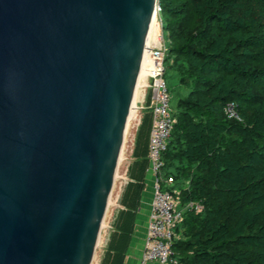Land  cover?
I'll return each mask as SVG.
<instances>
[{
	"label": "water",
	"instance_id": "water-1",
	"mask_svg": "<svg viewBox=\"0 0 264 264\" xmlns=\"http://www.w3.org/2000/svg\"><path fill=\"white\" fill-rule=\"evenodd\" d=\"M157 0H0V264H92Z\"/></svg>",
	"mask_w": 264,
	"mask_h": 264
},
{
	"label": "trees",
	"instance_id": "trees-1",
	"mask_svg": "<svg viewBox=\"0 0 264 264\" xmlns=\"http://www.w3.org/2000/svg\"><path fill=\"white\" fill-rule=\"evenodd\" d=\"M175 124L163 172L181 205L180 264H264V0H159ZM234 102L239 119L226 113ZM152 111L137 127L123 206L99 264H124L149 169Z\"/></svg>",
	"mask_w": 264,
	"mask_h": 264
},
{
	"label": "built area",
	"instance_id": "built-area-1",
	"mask_svg": "<svg viewBox=\"0 0 264 264\" xmlns=\"http://www.w3.org/2000/svg\"><path fill=\"white\" fill-rule=\"evenodd\" d=\"M161 12L162 5L157 0L154 15L157 34L152 38L149 46L145 48L141 65L143 84L142 102L139 109L149 108L152 111L149 168L155 175V192L141 264H180L173 251L175 229L187 211L200 212L203 209L202 203L195 201L181 205L175 190L162 187L163 183L171 185L174 182L172 176L164 177L163 175L165 165L163 154L168 147L175 118L166 79L167 44L163 33ZM226 113L231 118H240L234 102L227 104ZM140 122L141 118L137 125Z\"/></svg>",
	"mask_w": 264,
	"mask_h": 264
},
{
	"label": "crops",
	"instance_id": "crops-1",
	"mask_svg": "<svg viewBox=\"0 0 264 264\" xmlns=\"http://www.w3.org/2000/svg\"><path fill=\"white\" fill-rule=\"evenodd\" d=\"M136 130L134 133V139H135ZM134 139H133V144H132L131 149H130V154H127V155L124 154L125 156H123V159H122V162L124 161V163H125L124 173L120 174V175L118 174L116 176V178H118V176H119L120 178L126 179L123 182V184H121L120 189L118 190V193H117L116 201L114 203V205L118 206V208L115 212L112 211L110 213L109 209H110V206L112 205V203H111V205L109 206V209L106 213L104 224H105V226L106 225L107 226L105 227V229L110 228L109 233L107 235L108 236L107 242L109 240L110 233L113 229V222L116 218V215L118 214L119 210L123 207L120 203V197H121L124 185L129 180L127 172H128L129 164L133 160L132 154H133V148H134ZM154 192H155V175L153 174V172L149 168L147 171V175H146V187H145V190L143 192L141 206H140L138 216H137V222H136L134 237L132 239V244H131L130 250L128 252V255L126 257L124 264H141L142 254H143L145 242H146L147 229H148V225H149V221H150ZM116 202H118V204ZM107 242H106V244H107Z\"/></svg>",
	"mask_w": 264,
	"mask_h": 264
},
{
	"label": "rangeland",
	"instance_id": "rangeland-1",
	"mask_svg": "<svg viewBox=\"0 0 264 264\" xmlns=\"http://www.w3.org/2000/svg\"><path fill=\"white\" fill-rule=\"evenodd\" d=\"M163 33H164V37H165V41H166V44H168L167 42V32L163 30ZM171 94V105L173 108H175V104H176V99H175V94L174 92L173 93H170ZM140 107V106H139ZM143 110L144 109H139L137 108V112H136V115L133 116V119L130 121L129 123V127H128V131H127V135L125 137V144H124V148H123V152H122V158L120 160V164H119V167H118V174H123L124 173V161L122 162V159H123V156L127 155V154H130V149H131V146L133 144V139H134V133H135V130L137 129V124H138V121L140 118H142V115H143ZM125 154V155H124ZM163 175L165 177V173L163 172ZM126 179L125 178H120L118 176V178H116V181H115V185H114V188H113V191H112V196L110 198V205L112 203V205L110 206V213L112 211H116L118 206L114 205L115 201H116V197H117V193H118V190L120 189V186L121 184H123V182L125 181ZM118 204V202H116ZM109 213V212H108ZM107 226V225H106ZM105 224L103 225V228H102V232H101V235H100V239H99V243H98V246H97V249H96V253H95V257H94V260H93V263L92 264H99L100 261H101V258H102V255L105 251V248H106V242H107V235L109 233V230L110 228H106L105 229Z\"/></svg>",
	"mask_w": 264,
	"mask_h": 264
},
{
	"label": "bare ground",
	"instance_id": "bare-ground-1",
	"mask_svg": "<svg viewBox=\"0 0 264 264\" xmlns=\"http://www.w3.org/2000/svg\"><path fill=\"white\" fill-rule=\"evenodd\" d=\"M156 34H157V28H156L155 19L153 18V22L151 24V28H150V31H149V34H148V38H147L146 47L149 46L152 38L155 37ZM143 59H144V55H143ZM141 65H142V63H141ZM142 84H143V71H142V69H140V74H139L138 81H137V86H136V90H135V94H134V99H133L132 107H131L130 114H129V117H128V125H127V129H126V133L128 131V127H129L130 121L133 119V116L136 115L137 108H139V106L141 105V102H142ZM126 133H125V137L127 135ZM124 141L126 142V140H124ZM125 142H124V144H125ZM123 148H124V146H123ZM123 148H122V151H121L120 160L122 158ZM109 206H110V202H109ZM109 206H108V208H109ZM107 211H108V209H107ZM104 221H105V219H104ZM102 228H103V226H102Z\"/></svg>",
	"mask_w": 264,
	"mask_h": 264
}]
</instances>
